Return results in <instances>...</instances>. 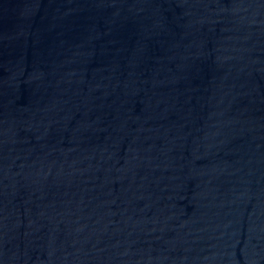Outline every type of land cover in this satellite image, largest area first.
I'll return each instance as SVG.
<instances>
[{
	"label": "water",
	"instance_id": "95a60500",
	"mask_svg": "<svg viewBox=\"0 0 264 264\" xmlns=\"http://www.w3.org/2000/svg\"><path fill=\"white\" fill-rule=\"evenodd\" d=\"M0 264H264V0H0Z\"/></svg>",
	"mask_w": 264,
	"mask_h": 264
}]
</instances>
